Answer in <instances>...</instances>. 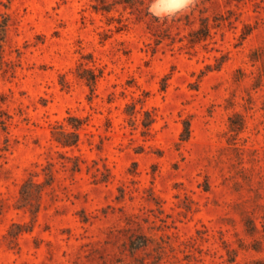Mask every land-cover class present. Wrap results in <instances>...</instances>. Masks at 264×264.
Wrapping results in <instances>:
<instances>
[{
	"label": "rangeland",
	"instance_id": "obj_1",
	"mask_svg": "<svg viewBox=\"0 0 264 264\" xmlns=\"http://www.w3.org/2000/svg\"><path fill=\"white\" fill-rule=\"evenodd\" d=\"M149 2L0 0V264H264V0Z\"/></svg>",
	"mask_w": 264,
	"mask_h": 264
},
{
	"label": "trees",
	"instance_id": "obj_2",
	"mask_svg": "<svg viewBox=\"0 0 264 264\" xmlns=\"http://www.w3.org/2000/svg\"><path fill=\"white\" fill-rule=\"evenodd\" d=\"M86 79L88 80V84L93 86L95 83L96 78L92 76H88L86 77ZM68 121L70 123V125H72V127L74 128V130L72 131H67L66 129H63L62 126H54L53 127V133L55 136V139L58 143H60L62 146H73L76 145L79 139V127L82 124V120L74 117V116H70L68 118ZM190 135V122L189 121H185L184 122V130L181 133V139L182 140H186L189 138ZM34 187L36 186V184L32 181V180H27L24 182V184L21 187V194H22V198H24V200H26V198L28 197V193H29V187ZM148 240L145 238V240H141V244L140 246H146L147 245ZM135 243V242H133ZM138 264H147L146 262H142V263H138Z\"/></svg>",
	"mask_w": 264,
	"mask_h": 264
},
{
	"label": "clouds",
	"instance_id": "obj_3",
	"mask_svg": "<svg viewBox=\"0 0 264 264\" xmlns=\"http://www.w3.org/2000/svg\"><path fill=\"white\" fill-rule=\"evenodd\" d=\"M193 0H150L148 12L161 19H171L176 15L188 11Z\"/></svg>",
	"mask_w": 264,
	"mask_h": 264
}]
</instances>
